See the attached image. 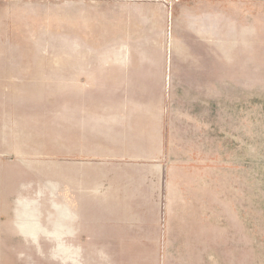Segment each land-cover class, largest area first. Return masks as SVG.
Instances as JSON below:
<instances>
[{"label":"crops","instance_id":"obj_1","mask_svg":"<svg viewBox=\"0 0 264 264\" xmlns=\"http://www.w3.org/2000/svg\"><path fill=\"white\" fill-rule=\"evenodd\" d=\"M218 16L186 1L63 0L59 39L50 28L35 41L62 43L61 55H0V144L71 145L43 173L50 214L0 216V236L34 245L17 255L58 258L44 264H184V256L264 264L259 217L171 210L179 173L194 168L172 151L168 102L204 91L207 80L264 79V10L250 19L238 11L236 42Z\"/></svg>","mask_w":264,"mask_h":264},{"label":"rangeland","instance_id":"obj_2","mask_svg":"<svg viewBox=\"0 0 264 264\" xmlns=\"http://www.w3.org/2000/svg\"><path fill=\"white\" fill-rule=\"evenodd\" d=\"M62 1L0 0V38L4 35L19 42L0 43V55H61L62 43L35 41L50 28L59 39ZM173 1L202 5L214 19L222 15L223 23L226 16L230 33L233 30L232 42H236L238 11L244 9L245 18L250 19L254 12L262 15L264 10V0ZM245 83L243 87L237 79L207 80L204 91L181 89L191 94L168 102L172 151L177 162L194 168L179 173L180 190L171 204L173 215L211 216L213 221L226 215L254 216L264 228V79ZM63 146L66 153L70 151L71 145L59 142L0 144V216L50 214L43 173L60 166ZM169 199L166 194V208ZM164 214L170 212L166 209ZM261 239L263 243V233ZM31 247L29 240L0 236V264L59 263L55 256L16 254L27 253ZM38 247L43 248L44 241ZM180 258L184 264L200 261L197 256Z\"/></svg>","mask_w":264,"mask_h":264}]
</instances>
